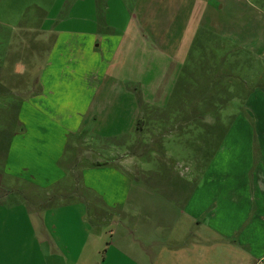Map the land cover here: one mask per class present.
Listing matches in <instances>:
<instances>
[{
  "label": "crops",
  "instance_id": "1",
  "mask_svg": "<svg viewBox=\"0 0 264 264\" xmlns=\"http://www.w3.org/2000/svg\"><path fill=\"white\" fill-rule=\"evenodd\" d=\"M103 1L88 0L95 25L98 4L121 11L126 27L135 17L152 20L160 69L152 88L138 78L132 81L139 87L132 88L123 76L134 41L117 35L116 22L107 19L109 33L85 28L82 17L83 28L64 29L53 21L56 2L0 0V37H25L15 39L22 43L18 51H0V118L8 117L7 129L0 128V264H98L101 254L102 262L114 264L118 253L121 264H264L263 93L250 92L246 111L218 135L202 178L187 193L154 202L143 222L144 189L127 177L143 165L137 163L143 153L128 152L136 121L183 101L169 97L187 51L177 38L165 37L168 27L185 19L191 24L194 11L215 13L213 0H154L151 9L137 0L139 12L128 17L123 0ZM185 126L180 133L193 132L192 124ZM200 130V137L210 136ZM154 183L160 193L172 185L170 179ZM119 224L125 228H111Z\"/></svg>",
  "mask_w": 264,
  "mask_h": 264
},
{
  "label": "rangeland",
  "instance_id": "2",
  "mask_svg": "<svg viewBox=\"0 0 264 264\" xmlns=\"http://www.w3.org/2000/svg\"><path fill=\"white\" fill-rule=\"evenodd\" d=\"M47 1L49 4L54 2L56 5L60 4V9L56 11L57 19L53 21L64 29L83 28L79 25L83 24L79 21L82 17L87 21L84 22L85 28L94 29L99 33H109L112 27L105 24L107 19L116 22L113 23V28L117 35L121 36L123 33L128 42L134 41L133 47L130 46L123 58L125 60L123 76L128 78L132 88L139 87L138 83L132 81L137 78L145 88H152V80L157 77L160 69L154 64L155 59L153 60L152 37H155V33L154 30L152 32L151 19L142 20L135 17L134 23L126 27L127 19L122 17L121 11L113 8L109 11L105 7L106 4H98L95 25L94 21L88 18L90 13L94 14V10L87 7L88 0ZM123 1L128 8L127 17L139 12L136 9L137 0ZM143 1L144 7L150 9L154 7V0ZM213 5L217 8L215 13L209 12L202 17L199 11H194L191 24L189 21L185 23V19L183 25L168 27L171 32L165 36L180 40V45H185L187 51L185 65L177 70V80L169 97L172 102L183 101L175 107L164 109L163 112L146 111L145 116L135 123L128 152L143 153L137 158V163L139 160L143 165L139 164L141 169L136 167L134 173L132 170L129 171L127 177L130 181H137V184L142 185L139 186L140 189H144L140 193L143 198L139 201L138 211L139 220L142 222L145 216H150L148 211L153 210L154 202L156 204L163 202L165 195L185 194L190 183H196L202 178L204 167L202 165L208 162L220 142L218 135L227 129L237 112L246 111L247 106L244 105L246 96L250 92L264 94V0H213ZM17 38L25 37H0V51H5L8 47L11 51L18 49L22 43H16ZM169 60L168 58L167 61ZM14 61L13 57L8 59L4 71L9 69ZM166 65L167 62L161 59L160 66ZM36 67L38 68V64ZM16 80H20L19 83L22 84L25 78ZM0 112H5L2 105ZM0 119V128L7 129L8 117L1 116ZM184 124L187 126L192 124L193 132L187 135L184 132L180 133ZM200 127L210 131V136L200 137ZM176 131L180 133L181 138L174 137L172 132ZM170 134L175 139L166 137ZM94 140L97 143V139ZM109 141L115 142V139ZM105 143L108 145H104L103 148L107 150L110 144ZM68 156L64 154L66 163L68 161L65 157ZM90 157L95 158L93 154H90ZM169 179L172 185L164 186L165 193L155 191L158 188L155 181L163 182ZM184 180L187 181L186 184ZM153 193L162 197L161 200L154 201ZM129 212L132 214L130 206ZM115 219L127 225V219L126 221H123V218ZM147 219L151 220L149 217ZM125 225H113L111 228L117 232L119 228H125ZM134 234L133 238L137 242L147 245L148 240H145L143 235ZM101 255L98 264H110L108 259L102 262ZM114 259V264H121L123 256L118 253Z\"/></svg>",
  "mask_w": 264,
  "mask_h": 264
},
{
  "label": "trees",
  "instance_id": "3",
  "mask_svg": "<svg viewBox=\"0 0 264 264\" xmlns=\"http://www.w3.org/2000/svg\"><path fill=\"white\" fill-rule=\"evenodd\" d=\"M99 164H101V163H99ZM0 182H1V174H0ZM1 184V183H0ZM0 194H1V192H0Z\"/></svg>",
  "mask_w": 264,
  "mask_h": 264
}]
</instances>
